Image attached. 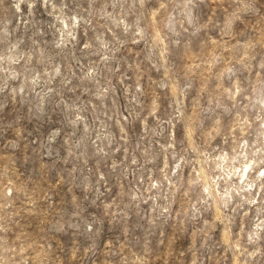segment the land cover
Returning <instances> with one entry per match:
<instances>
[{
	"label": "rangeland",
	"instance_id": "rangeland-1",
	"mask_svg": "<svg viewBox=\"0 0 264 264\" xmlns=\"http://www.w3.org/2000/svg\"><path fill=\"white\" fill-rule=\"evenodd\" d=\"M0 264H264V0H0Z\"/></svg>",
	"mask_w": 264,
	"mask_h": 264
}]
</instances>
